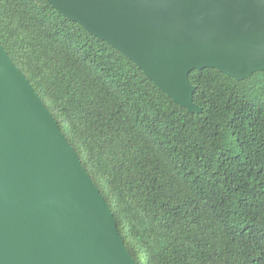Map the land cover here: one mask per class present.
<instances>
[{
    "label": "trees",
    "instance_id": "16d2710c",
    "mask_svg": "<svg viewBox=\"0 0 264 264\" xmlns=\"http://www.w3.org/2000/svg\"><path fill=\"white\" fill-rule=\"evenodd\" d=\"M0 41L136 264H264V69L193 70L190 112L47 0H0Z\"/></svg>",
    "mask_w": 264,
    "mask_h": 264
},
{
    "label": "water",
    "instance_id": "95a60500",
    "mask_svg": "<svg viewBox=\"0 0 264 264\" xmlns=\"http://www.w3.org/2000/svg\"><path fill=\"white\" fill-rule=\"evenodd\" d=\"M190 112L195 69H264V0H47ZM0 264H136L112 210L0 41Z\"/></svg>",
    "mask_w": 264,
    "mask_h": 264
}]
</instances>
